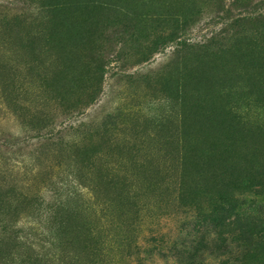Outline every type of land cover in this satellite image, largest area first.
<instances>
[{
  "label": "rangeland",
  "instance_id": "1",
  "mask_svg": "<svg viewBox=\"0 0 264 264\" xmlns=\"http://www.w3.org/2000/svg\"><path fill=\"white\" fill-rule=\"evenodd\" d=\"M0 264H264V0H0Z\"/></svg>",
  "mask_w": 264,
  "mask_h": 264
}]
</instances>
